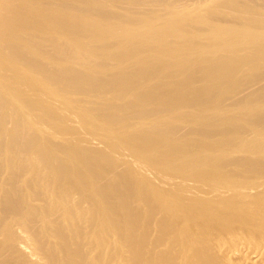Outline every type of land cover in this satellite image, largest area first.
Here are the masks:
<instances>
[{
    "label": "bare ground",
    "instance_id": "obj_1",
    "mask_svg": "<svg viewBox=\"0 0 264 264\" xmlns=\"http://www.w3.org/2000/svg\"><path fill=\"white\" fill-rule=\"evenodd\" d=\"M0 264H264V0H0Z\"/></svg>",
    "mask_w": 264,
    "mask_h": 264
}]
</instances>
